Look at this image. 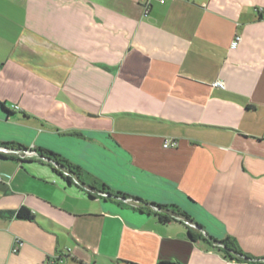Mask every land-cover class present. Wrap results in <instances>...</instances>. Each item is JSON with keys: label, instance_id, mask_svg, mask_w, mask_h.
<instances>
[{"label": "crops", "instance_id": "0c3cea01", "mask_svg": "<svg viewBox=\"0 0 264 264\" xmlns=\"http://www.w3.org/2000/svg\"><path fill=\"white\" fill-rule=\"evenodd\" d=\"M0 142V264L264 262V0H0Z\"/></svg>", "mask_w": 264, "mask_h": 264}, {"label": "trees", "instance_id": "16d2710c", "mask_svg": "<svg viewBox=\"0 0 264 264\" xmlns=\"http://www.w3.org/2000/svg\"><path fill=\"white\" fill-rule=\"evenodd\" d=\"M10 112V111H8ZM17 147H14V143L11 142H0V146L3 148L11 147L15 148V150H26V147H22V145L16 144ZM21 148V149H20ZM35 153H37L39 156H46L50 159H52L55 163L59 164L62 168L69 171L71 174H74L77 179L81 180L82 177L85 175H89L87 172L81 170L78 166H73L70 163H68L65 159L61 158L58 154L53 153L51 151L45 150V149H35ZM49 155L51 157H49ZM95 182H98L95 178H93ZM82 181V180H81ZM99 183V182H98ZM101 189L100 191L104 190L106 188V185L100 182ZM153 206L167 210V205H159V204H152ZM174 206L175 205H171ZM159 221L161 223H167L170 220H173V217H169L167 215H161L156 214ZM187 217L186 215H184ZM19 218V219H25V220H31L32 214L24 207H20L18 209L14 210H0V218ZM189 236L192 240L195 241H201L205 244V246L209 249L216 250L218 252H221L225 258L231 259V260H237V261H243L250 264H264L263 261L254 259L253 257L247 255L246 253H243L240 247L235 242L234 238H231L229 236L225 237L222 240H216L211 237H205V235L201 234L200 232L190 233Z\"/></svg>", "mask_w": 264, "mask_h": 264}, {"label": "built area", "instance_id": "2783aa9c", "mask_svg": "<svg viewBox=\"0 0 264 264\" xmlns=\"http://www.w3.org/2000/svg\"><path fill=\"white\" fill-rule=\"evenodd\" d=\"M240 40H241V37L239 35H235L234 38L232 39L231 43H230V46L232 48H235L238 45V43L240 42ZM213 85L214 86H218V87H223V82L222 81H215L213 83ZM14 107L17 108L18 106L14 105ZM172 145H174V143L171 142L170 140H165V142L163 144L164 147H168V146H172ZM0 151L4 152V153H7V150H5V148H3V147H0ZM19 152H22V151H17L16 153H19ZM19 244H20L19 240H16L14 242L13 249H12L13 252L18 251Z\"/></svg>", "mask_w": 264, "mask_h": 264}, {"label": "rangeland", "instance_id": "374dc122", "mask_svg": "<svg viewBox=\"0 0 264 264\" xmlns=\"http://www.w3.org/2000/svg\"><path fill=\"white\" fill-rule=\"evenodd\" d=\"M12 107H13V106H12ZM0 147H1V146H0ZM5 150H7V153L1 152V151H0V153L17 155V154H16L17 151L15 150V148L6 147ZM10 151H11V152H10ZM19 153H21V152H19Z\"/></svg>", "mask_w": 264, "mask_h": 264}]
</instances>
